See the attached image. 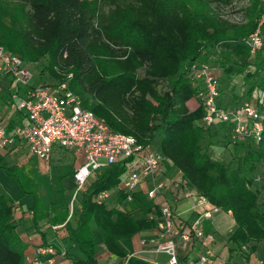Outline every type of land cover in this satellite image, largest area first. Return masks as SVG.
Listing matches in <instances>:
<instances>
[{"label": "trees", "instance_id": "trees-1", "mask_svg": "<svg viewBox=\"0 0 264 264\" xmlns=\"http://www.w3.org/2000/svg\"><path fill=\"white\" fill-rule=\"evenodd\" d=\"M233 1L0 0V45L36 64L40 81H63L72 73L71 88L83 105L104 118L111 129L133 135L142 145L163 153L164 173L180 172L178 189H194L222 210L231 211L237 226L229 238L230 252L248 245L252 253L264 241V127L258 141L239 137L233 142L228 162L214 159L202 144L205 108L196 97L190 73L193 63L205 61L220 68L229 80L242 75L248 84L243 96L264 110V45L252 55L246 44L258 25L264 0H250L247 21L242 24L221 13ZM3 87L1 103H8L10 84ZM80 91L91 93L93 100L88 102ZM222 125L230 144L229 126ZM128 162L98 170L84 189L78 221L70 226L84 254L72 257L75 264H98L92 223L107 250L120 257L127 255L122 240L156 228L158 203L144 189L134 191L129 199L120 187ZM0 166L23 191L38 198L37 185L16 165L0 162ZM257 171L261 182L256 185ZM114 186L115 204L96 201L100 191ZM16 205L0 185V264H26ZM62 210L59 220L63 222L70 200Z\"/></svg>", "mask_w": 264, "mask_h": 264}, {"label": "built area", "instance_id": "built-area-1", "mask_svg": "<svg viewBox=\"0 0 264 264\" xmlns=\"http://www.w3.org/2000/svg\"><path fill=\"white\" fill-rule=\"evenodd\" d=\"M246 44L252 55L257 54L264 45V2L258 25L246 38ZM190 73L197 86L196 97L205 108L203 123L227 124L232 143L239 137L253 141L260 139L264 127V110L259 105L245 99L241 103L223 106L218 77L210 62L196 61L191 66ZM0 74L8 78L12 87L11 99L17 110L27 119L25 123L16 125L13 131H9L0 120V148H7L20 141L30 152L45 160L51 159L56 146L84 155V162L74 172L76 187L71 201L70 217L74 212L76 197L93 173L107 165L128 160L130 168L123 176L120 187L131 199L134 191L145 186L148 198L160 207L156 230L161 240L157 242L155 238H150L141 242L143 245H150L155 251L167 253L168 260L166 263L152 261L150 264L211 263L214 256L211 248L207 247L197 257L183 258L179 254V246H189L194 239L214 238V234L207 233L201 223L221 208L197 194V204L203 207V211L188 230H185L183 223L177 220L176 210L164 200L167 183L163 171V153L152 146L142 145L133 135L111 129L104 118L85 107L80 95L71 88L72 73L63 81H36L33 64L0 45ZM173 182L178 186L176 180ZM114 190L100 191L96 201H108ZM56 252L53 246L37 248L39 258L55 255ZM65 253L64 251L62 254Z\"/></svg>", "mask_w": 264, "mask_h": 264}, {"label": "crops", "instance_id": "crops-1", "mask_svg": "<svg viewBox=\"0 0 264 264\" xmlns=\"http://www.w3.org/2000/svg\"><path fill=\"white\" fill-rule=\"evenodd\" d=\"M213 68L215 73L217 70L221 73L220 68ZM36 76V81H39L37 74ZM4 83L10 84L8 78L0 74V120L5 123L9 131H13L16 125L25 123L27 119L17 110L12 99L8 103H1L5 94ZM10 88H12L11 85ZM0 162L16 165L37 185L38 198L32 193L23 191L16 178L6 168L0 166V185L17 204L15 209L17 232L25 244L26 264H75L73 256L84 257L79 243L71 235L70 226H75L78 221L81 212L80 198L85 185L76 197L72 216H69L76 187L74 172L84 162V155L78 151L56 146L51 159L45 160L30 152L25 144L17 141L7 148H0ZM173 171L175 170L170 173ZM170 173L165 174L167 191L164 193V200L173 204L177 220L183 222L185 230H188L200 216L203 207L197 204V193L194 189H178L173 182L180 179V172L176 170L175 174L173 173L174 177ZM145 188L143 186L141 189L145 190ZM116 199L117 194L114 190L108 202L111 205L115 204ZM67 200H70V210L65 221L62 222L59 219L63 212L62 207ZM57 214L59 216L55 217ZM67 221L69 225L65 224ZM201 224L207 233L214 234V238L194 239L189 246L181 244L179 246L181 257H197L209 247L214 252L210 264H261L264 262V241L260 242L252 253H249L248 245L234 253L230 252L229 238L237 226L231 211L226 212L221 209L211 218L203 220ZM91 228L98 245V264H150L152 261L166 263L168 260L167 253L155 251L150 245H143L141 242L143 239L150 238L160 241L156 228L142 230L131 238L122 240L127 250L125 257L109 252L94 223L91 224ZM39 246H53L57 252L55 255L39 258L37 253ZM64 251L66 253L62 254Z\"/></svg>", "mask_w": 264, "mask_h": 264}, {"label": "rangeland", "instance_id": "rangeland-1", "mask_svg": "<svg viewBox=\"0 0 264 264\" xmlns=\"http://www.w3.org/2000/svg\"><path fill=\"white\" fill-rule=\"evenodd\" d=\"M250 5V0H234L230 5L221 8V13L223 17L227 18L231 22L242 24L247 21L246 7ZM35 70L37 65L33 64ZM220 89H221V103L223 106L227 107L233 103H241L246 97L243 96L244 90L247 89V83H244V78L242 75L233 76L230 80L223 76L222 73L216 72ZM82 97L88 102L93 100L91 93L87 91H80ZM226 127L222 123H214L212 125H207L205 138L202 140L204 146L207 145L208 152L214 159H221L228 162L232 157V151L234 149L233 143L226 144L225 131ZM176 171V170H175ZM175 171L173 173L175 174ZM172 176L174 177V174ZM259 171L254 172L255 184H259ZM94 178V173L87 180L84 189L89 186ZM116 187H112L114 190ZM199 205V204H198ZM202 207L201 205H199Z\"/></svg>", "mask_w": 264, "mask_h": 264}]
</instances>
